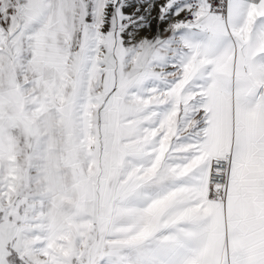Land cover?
Returning a JSON list of instances; mask_svg holds the SVG:
<instances>
[{
  "label": "snow or ice",
  "instance_id": "obj_1",
  "mask_svg": "<svg viewBox=\"0 0 264 264\" xmlns=\"http://www.w3.org/2000/svg\"><path fill=\"white\" fill-rule=\"evenodd\" d=\"M0 264H264V0H0Z\"/></svg>",
  "mask_w": 264,
  "mask_h": 264
}]
</instances>
